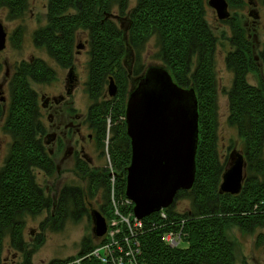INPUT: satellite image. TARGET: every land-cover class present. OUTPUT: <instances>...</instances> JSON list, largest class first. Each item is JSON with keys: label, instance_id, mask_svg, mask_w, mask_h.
<instances>
[{"label": "trees", "instance_id": "1", "mask_svg": "<svg viewBox=\"0 0 264 264\" xmlns=\"http://www.w3.org/2000/svg\"><path fill=\"white\" fill-rule=\"evenodd\" d=\"M25 1L0 0V6L11 7L10 14L13 12L12 15L15 16L25 8ZM129 1L49 0V22L36 32L37 44L48 46L50 53L65 66L71 65L73 61L77 31L82 28L89 33L88 41L93 55L89 76L91 94L98 95L110 76L116 79L120 87L113 100L114 104L112 100L106 101L102 106L93 105L90 111L94 121L101 120L99 116L102 115L100 125H103L100 129L103 130L104 138L107 136L104 125L106 114L111 111L112 118L116 121V125L111 128L116 141H111L110 151L120 169L130 163L131 158L126 124L123 120L119 121L125 115L128 97L127 71L122 61L125 39L124 32L108 13L113 3L125 11ZM204 1L138 0L127 16L129 22L125 28L128 41L139 48L148 36L157 34L161 45L158 54L164 62L163 66L172 74L176 83L195 89L200 115L196 181L191 189H181L175 196V199L188 196L192 207L182 214L174 212L172 204L165 208L169 214L167 221L162 222L165 225L154 228L149 224L159 219L160 214L156 212L144 218L146 226L140 236L142 258L147 264H235V245L227 232L230 223L249 229L264 218V78L260 79L256 87L246 80L249 71L258 72V61L252 54L245 26L232 19V42L235 49L227 57L228 63L235 70V83L230 91L231 121L238 125L240 134L245 138V155L251 161L248 165L254 164L253 167H246L248 171L252 169L256 173L245 176L239 194L223 193L220 183L227 165L221 162L216 146L217 92L213 71L217 38L204 17ZM16 34L20 37L21 31ZM260 55L264 69V49ZM147 69L148 66L137 71L136 84ZM52 76V68L47 66L44 59L39 58L28 63L22 61L12 79L13 94L5 123L13 134V140L4 162L0 160V264H3L4 237L7 232H10L14 246L23 247V223L19 216L26 212H39L50 206L51 199L44 196V190L37 183L33 171L34 167H41L50 174L54 172V165L39 140V132L44 124L39 121L37 94L30 85V78L40 82L51 80ZM4 114V108L0 105V116ZM109 177L103 178L108 189L111 188ZM117 184L115 189L123 199L126 197L125 179L120 178ZM65 192L66 189L62 191L61 197ZM74 203L80 214L84 209L82 201ZM110 203L111 199L104 198L101 205V210L107 217L109 213L105 207L106 204L110 206ZM65 206L66 202L62 199L58 208L66 211ZM126 208L122 206V210ZM181 226L186 246L173 247L165 244V231L176 230ZM95 246L96 241L83 248L77 258L90 254ZM62 262L63 260H55L50 264ZM84 264L104 263L95 257H88L84 258Z\"/></svg>", "mask_w": 264, "mask_h": 264}, {"label": "rangeland", "instance_id": "2", "mask_svg": "<svg viewBox=\"0 0 264 264\" xmlns=\"http://www.w3.org/2000/svg\"><path fill=\"white\" fill-rule=\"evenodd\" d=\"M48 1L26 0L25 8L15 14V16H13V12L10 14L11 7L9 8L7 5L0 6V21L8 32L6 47L4 50H0V105L4 108L5 113L0 116V160L2 163L7 157L10 142L13 140V134L6 127L5 118L13 94L12 79H14L13 77L18 71L21 62L25 61L28 63V61L41 58L53 70L51 80L36 82L30 78V85L37 94L36 100L38 101V111L40 112L39 121L44 124L42 131L39 132V140H41L40 143L44 145L46 153L52 159L54 165V172L50 174L45 168L41 167H34L33 171L35 172L37 183L44 190V196H48L51 199L50 206L39 212H26L19 216V220L23 223V247L14 246L10 232H7L4 237L3 264H50L55 260H63L61 264H84V258H94L95 256L91 253L90 256L85 255L77 258L80 251L86 246L95 243V241L96 243H101L106 236H109V231L115 229L114 225H111L112 220L115 223H120V218L115 215L116 208L125 216H130L129 213L133 211L132 208L130 209L125 205L126 200H130L127 195L122 199V196H119L115 189L122 172L127 170L125 166L122 169L116 167L112 162V157L108 154L107 161L103 165L99 166L100 163L98 161L91 163L87 167V171L84 172L77 167L72 155L68 153L72 142L75 144V140L78 138V134H75L77 132L75 124L80 121L83 123L80 131L86 136L94 131L84 124L83 118L86 115L90 116L93 105L100 104L102 106L104 102L111 100L114 104L113 100L115 98L109 93V84L111 79L114 80L115 85H117V81L113 76H110L98 95L93 96L91 94L89 76L90 61L93 56L91 53L92 47L88 41L89 33L82 28L76 33L74 57L71 65L65 66L59 63L50 53L48 46L37 44L36 32L47 26L49 22ZM137 3L138 0H130L125 7V11L121 10L118 4L113 3L108 13L112 21H115L121 31L124 32L125 54L122 61L127 71V96L137 86L135 83L137 71L145 69L147 66L164 65L161 56L158 54L161 45L157 34L148 36L139 48L128 41V32L125 28L129 22L127 16ZM227 3L229 5L230 18L224 20L218 17L215 8L209 4V0L204 1V17L208 27L211 28L213 35L217 38L216 50L213 56L214 82L217 92L216 146L218 156L221 162L225 163V166L229 162L230 155L234 152L239 151L246 154L245 138L240 134L237 124L230 120V90L235 83V70H233L227 60L229 53L235 49L232 42V19L240 22L241 26H245V33L251 41L252 54L258 61V72L249 71L246 75V80H248L250 85L256 87L259 85L260 79L264 78L263 62L260 58L261 51L264 49V0H227ZM253 12H257V14ZM19 31H21V38L16 34ZM72 65L75 66L78 83L72 94H67L65 86L67 85V77ZM119 88L118 86V91ZM62 94L66 99L64 102L55 103L52 108L44 105L47 98ZM107 97L113 99L108 100ZM128 98L129 96L127 100ZM52 114L53 118L51 120L49 117H52ZM77 114H80L79 119L75 118ZM99 117V119L103 120L101 118L102 115ZM120 118L119 121H125L124 116ZM105 119L104 125L107 130V136L106 138L102 137L106 142L105 146L101 147L108 149L107 147L108 145L110 146L111 141H116L113 137V130H111L116 125V121L112 118L111 111H108ZM91 120H93L95 129L98 128L101 120L96 122L92 118ZM70 121L73 123L72 126H69ZM54 134L56 135L55 137ZM82 142L87 145L86 149L91 152L89 141L83 140ZM92 154L94 153L92 152ZM262 156L264 158V147ZM249 162L251 163V161L247 160L246 166ZM248 166L253 167L254 164L252 163ZM248 170L246 167V177H248V173L249 175L256 173L255 170ZM108 175L111 182L110 189H108V185L103 180L104 176ZM261 177L263 178V176ZM221 179L222 182L223 178L221 177ZM65 189L66 192L61 197L62 191ZM104 198L111 199L110 206L106 204L105 207L109 213L108 217L106 216L109 229L105 232V235L101 236L102 239L99 241L94 233V222L90 213L91 207L88 204L91 202L92 206L104 215L101 210ZM62 199L66 202V211H61L58 208V203ZM78 200H81L84 206L80 214L74 203V201ZM173 204V211L182 214L192 207V201L188 196L174 199ZM122 206L127 208L122 210ZM58 212L61 214H58ZM163 221L165 222L167 219L159 218L151 221L149 225L153 228L161 224L165 225V223H162ZM227 232L230 241L235 245V264H264V218L259 223H254L249 229L242 225L230 223Z\"/></svg>", "mask_w": 264, "mask_h": 264}, {"label": "water", "instance_id": "3", "mask_svg": "<svg viewBox=\"0 0 264 264\" xmlns=\"http://www.w3.org/2000/svg\"><path fill=\"white\" fill-rule=\"evenodd\" d=\"M209 4L218 17H230L227 0H209ZM7 34L0 21V50L6 47ZM109 86L110 95H116L118 86L113 79ZM128 96L125 118L132 156L125 194L135 204V215L143 218L171 206L179 190L195 184L199 104L195 89L176 83L160 65L148 67ZM222 178L221 192L239 194L245 180L241 153ZM92 217L94 233L101 237L108 228L106 217L96 208Z\"/></svg>", "mask_w": 264, "mask_h": 264}, {"label": "built area", "instance_id": "4", "mask_svg": "<svg viewBox=\"0 0 264 264\" xmlns=\"http://www.w3.org/2000/svg\"><path fill=\"white\" fill-rule=\"evenodd\" d=\"M132 203L131 200H126L125 205L131 209ZM159 214L163 219H167L169 216L163 209ZM115 215L120 218V223L111 221V225H114L115 229L109 231V236H106L91 253L104 264H147L146 260L142 258L143 247L140 239V234L143 233L146 226L143 219L136 217L133 211L129 213L130 216L122 215L118 208L115 210ZM163 240L173 247L182 246L181 243H184L183 226L176 230L165 231Z\"/></svg>", "mask_w": 264, "mask_h": 264}, {"label": "flooded vegetation", "instance_id": "5", "mask_svg": "<svg viewBox=\"0 0 264 264\" xmlns=\"http://www.w3.org/2000/svg\"><path fill=\"white\" fill-rule=\"evenodd\" d=\"M253 13L257 14V12H253ZM229 18L230 17L223 18V19L226 20V19H229ZM67 78H68L67 85L65 86L67 88V94H72L73 89H75V86L78 83V77L76 75L75 66L74 65L71 66ZM117 86H119L118 82H117ZM117 93H116V95H117ZM105 95H104V97H106ZM116 95H112V96L115 98ZM109 99H113V98H108V100ZM65 100L66 99H65V96L63 94L60 95V96L54 95V96H52V98H47L44 105L47 106V107L52 108V106H54L55 103H57V104L59 103L60 104V103L64 102ZM231 115H232V113H231ZM90 116L89 115H86L83 118L84 124H86V126L89 127V129L94 130V131H92L91 133L88 134V136H86L82 131H80V128L82 127V124L83 123L80 121L77 124H75L76 125V128H77V130H76L77 132L75 134L76 135L78 134V138H76L75 144L73 142H72V144L69 143V144H71V147H70V149H68V153H70L72 155V158L74 160V163L77 164V167L80 168V170H83L84 172L87 171V169H88L87 167L90 166L91 163H96L98 161V163H100L99 166L103 165V163H105V161H107L108 154H110V156L112 157V162L116 166L118 164V162L116 160H114L112 151H110V146L108 145V147H107L108 149H105L104 147H101V146H105L104 144L106 142L102 138L103 137V134H102V131L103 130L100 129V126L101 125H99V127L95 129V125L93 123V120H91L92 117H90ZM49 118H51V120H52L53 114H52V117H49ZM75 118L76 119L77 118L79 119L80 118V114H77L75 116ZM124 118H125V115H124ZM230 120H231V117H230ZM72 124H73L72 121H70L69 122V126H72ZM125 124H126V118H125ZM126 127H127V124H126ZM127 135H128V133H127ZM55 136L56 135L54 134V137ZM83 140L89 141V144L91 146V152H90V150L86 149L87 148V145L84 142H82ZM129 140H130V137H129ZM68 142H70V141L68 140ZM78 145H79V147H78ZM129 145H130V150H131V140L129 142ZM92 152L94 154H92ZM237 153H241L244 156V158H245V170H246L247 156L244 153L239 152V151H236L233 154L230 153L231 155H230V159L228 158L229 159V162L227 164L226 170H227V168H229V165L234 160V157L237 158ZM131 156H132V150H131ZM130 160H131V158H130ZM129 165L130 164L126 165L125 168L127 169ZM225 171H224V173H225ZM223 174H222V176H223ZM127 175H128V172L126 170V171H123L122 172V174H121L120 177L121 178H124L126 180ZM88 205L91 207L90 213L92 215V209L94 208V206H92V203L91 202H89Z\"/></svg>", "mask_w": 264, "mask_h": 264}]
</instances>
